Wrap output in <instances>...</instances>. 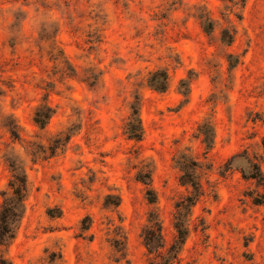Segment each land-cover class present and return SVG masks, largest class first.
<instances>
[{"label":"rangeland","instance_id":"1","mask_svg":"<svg viewBox=\"0 0 264 264\" xmlns=\"http://www.w3.org/2000/svg\"><path fill=\"white\" fill-rule=\"evenodd\" d=\"M5 205L0 264H264V0H0Z\"/></svg>","mask_w":264,"mask_h":264},{"label":"trees","instance_id":"2","mask_svg":"<svg viewBox=\"0 0 264 264\" xmlns=\"http://www.w3.org/2000/svg\"><path fill=\"white\" fill-rule=\"evenodd\" d=\"M167 74L164 71L161 72H154L150 74L149 78V83L150 86H152L155 90L157 91H164L166 90L167 87ZM53 114L52 109L49 107L44 111L42 110H36L34 113V123L38 125L40 128H44L47 124L48 121L50 120L51 116ZM125 131L127 136L130 139L133 140H140L143 135V129L141 126V122L139 119L138 115V107L135 105L131 106V112L130 116L128 119V122L126 123L125 126ZM145 177H140L138 179L140 182H142L145 185H149L148 183H145L143 180L150 181V176L144 175ZM146 178V179H144ZM15 183L16 186L13 189V195L16 200V208L18 205L22 204L23 199L26 195L27 192V186L26 182L22 177L15 176ZM150 203L155 202V198L153 199H148ZM15 207L13 208H8V205H5L4 208L2 209V212L0 214V244L5 242L7 239L12 238V230H11V225L13 224L12 218L16 216L17 209ZM9 212V215L7 213ZM185 235L184 231L180 228H177V240L178 242H182L185 240Z\"/></svg>","mask_w":264,"mask_h":264}]
</instances>
